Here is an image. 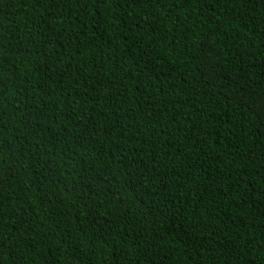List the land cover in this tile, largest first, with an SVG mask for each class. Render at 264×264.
I'll return each instance as SVG.
<instances>
[{
  "label": "trees",
  "instance_id": "obj_1",
  "mask_svg": "<svg viewBox=\"0 0 264 264\" xmlns=\"http://www.w3.org/2000/svg\"><path fill=\"white\" fill-rule=\"evenodd\" d=\"M0 264H264V0H0Z\"/></svg>",
  "mask_w": 264,
  "mask_h": 264
}]
</instances>
